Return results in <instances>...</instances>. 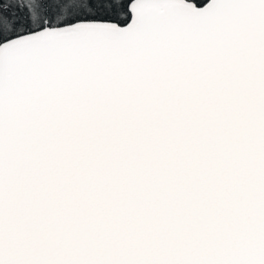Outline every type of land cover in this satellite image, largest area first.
I'll return each mask as SVG.
<instances>
[{
    "label": "snow or ice",
    "instance_id": "snow-or-ice-1",
    "mask_svg": "<svg viewBox=\"0 0 264 264\" xmlns=\"http://www.w3.org/2000/svg\"><path fill=\"white\" fill-rule=\"evenodd\" d=\"M0 264H264V0H0Z\"/></svg>",
    "mask_w": 264,
    "mask_h": 264
}]
</instances>
